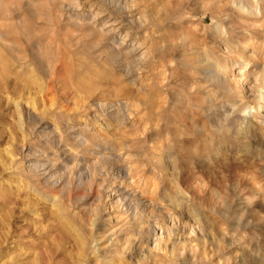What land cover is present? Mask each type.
Returning <instances> with one entry per match:
<instances>
[{"label": "rangeland", "instance_id": "rangeland-1", "mask_svg": "<svg viewBox=\"0 0 264 264\" xmlns=\"http://www.w3.org/2000/svg\"><path fill=\"white\" fill-rule=\"evenodd\" d=\"M0 2V264H264V0Z\"/></svg>", "mask_w": 264, "mask_h": 264}, {"label": "bare ground", "instance_id": "bare-ground-1", "mask_svg": "<svg viewBox=\"0 0 264 264\" xmlns=\"http://www.w3.org/2000/svg\"><path fill=\"white\" fill-rule=\"evenodd\" d=\"M0 3H2V2H0ZM2 5V4H1ZM1 5H0V11L2 10L1 8ZM244 11H246V12H248L246 9H244ZM2 12V11H1ZM6 13V12H5ZM5 13H3V15L5 14ZM1 14V13H0ZM1 17H3V16H1ZM198 56V55H197ZM200 58H199V61H198V63L200 62L201 64H202V71H203V73L205 74V76L207 77V78H214V79H217V81L219 80L220 81V79H221V76H220V73H218L217 71H216V66L206 57V56H203V55H201V56H199ZM245 63V62H244ZM243 64V63H242ZM242 66V65H241ZM240 66V67H241ZM222 67V66H221ZM237 67V66H236ZM219 68V67H218ZM220 69V68H219ZM226 68H223L222 70H225ZM220 71V70H219ZM263 78H264V69H263ZM225 81V80H224ZM221 83H223V82H221ZM237 100V99H236ZM238 104H237V106L239 107V108H241V109H243V108H245V101L244 100H242L241 99V101H239V102H237ZM240 110V109H239ZM145 130V129H144ZM137 133V132H136ZM159 144V143H158ZM156 145V144H155ZM164 146V145H163ZM225 146V145H224ZM159 147H161V146H159ZM165 154H164V156H169V157H171V150H166L165 152H164ZM154 156V155H153ZM159 156V155H158ZM161 156H163V155H161ZM163 156V157H164ZM166 159H167V157H166Z\"/></svg>", "mask_w": 264, "mask_h": 264}]
</instances>
